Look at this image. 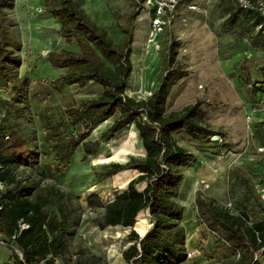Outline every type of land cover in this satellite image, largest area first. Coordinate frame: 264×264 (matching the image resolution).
Wrapping results in <instances>:
<instances>
[{
  "label": "rangeland",
  "instance_id": "rangeland-1",
  "mask_svg": "<svg viewBox=\"0 0 264 264\" xmlns=\"http://www.w3.org/2000/svg\"><path fill=\"white\" fill-rule=\"evenodd\" d=\"M72 1L117 45L122 30H131L126 94L147 99L171 63L186 72L170 86L165 113L200 99L213 134L195 140L180 129L172 133V140L192 154L181 169L173 197L184 247L181 260L173 264H238L239 256L223 234L201 231L195 199L211 201L248 225L264 219L259 204H264V92L258 90L262 76L254 68L264 64V0ZM52 7L48 0H11L3 9L4 38L16 65L11 67L12 83L0 82V130L5 138L15 135L28 143L37 156L30 165L0 164L6 170L0 176V195L14 186L28 200L37 194L48 198L46 208L57 211L59 203L70 209L62 235L67 264H132L122 252L134 241L131 232L139 239L151 228L148 209L140 210L130 227L104 226L103 216L105 205L139 173L125 169L105 178L101 174L112 163L143 158L144 149L133 124L103 140L116 113L91 130L88 139L99 141L95 155L85 156L78 148L66 162L55 160L44 120L72 126L66 107L97 97L102 88L90 81L56 87L64 69L51 66L47 53L78 49L62 37L61 24L48 11ZM156 18L160 24L154 27ZM172 45L175 55L170 60ZM241 59L253 68L244 73L236 69ZM106 66L113 72L110 64ZM23 76L28 84L15 102L11 87ZM72 128L78 131L83 126ZM135 185L141 190L145 179ZM90 195H95L93 202ZM4 244L0 242V247ZM13 252L19 255L16 249ZM256 258L264 264L263 255L257 253Z\"/></svg>",
  "mask_w": 264,
  "mask_h": 264
},
{
  "label": "trees",
  "instance_id": "trees-1",
  "mask_svg": "<svg viewBox=\"0 0 264 264\" xmlns=\"http://www.w3.org/2000/svg\"><path fill=\"white\" fill-rule=\"evenodd\" d=\"M48 1L53 4L48 11L61 24L62 37L72 40L78 49L47 53L51 66L64 69V74L55 81L56 87L90 81L102 88L97 97L72 102L65 109L70 124L83 126L82 130L76 131L63 122L44 120L45 136L55 160L66 162L78 148L85 156L95 155L99 141H90L88 136L94 127L116 113L118 116L101 135L103 140L133 124L145 155L127 163H112L101 174L105 178L125 169H134L139 173L128 181L125 190L105 205L103 225L130 227L135 223L137 213L147 208L153 224L142 238L138 239L135 232L129 234L134 241L123 250V259L132 264H173L180 261L184 253L183 234L175 221L179 208L173 197L182 176L181 169L191 161L192 154L172 140V133L180 129L195 140L207 139L213 134L204 121L202 101L199 99L179 111L165 113L170 86L186 76L183 69L172 63L147 99L138 100L126 94V81L131 73V30H122L124 35L117 45L72 0ZM10 2L0 0V82L6 84L12 83L11 67L16 65L4 38L3 9ZM174 55L175 47L172 45L170 60ZM106 63L113 67V72L109 71ZM250 68L253 66L245 59L236 64V69L242 73ZM254 68L262 76V87L258 90L264 92V64ZM27 84L24 76L18 86L13 82L11 99L18 101ZM5 137L0 130L1 165L13 162L30 165L35 162L37 153L31 150L28 143L18 141L15 135ZM3 172L6 170L0 168V176ZM142 179H145V185L139 190L135 183ZM10 183L11 180L5 182L6 185ZM94 196H89V202H93ZM49 204V199L41 194L31 200L26 199L14 186L6 188L0 195V235L7 240L15 236L14 242L21 252V257L16 256L12 263L0 264H54L53 257L63 254L62 235L66 232L70 209L56 203L57 211H54L46 208ZM195 204L203 233L210 230L223 234L224 240L236 250L238 264H260L256 254L264 256V219L248 225L241 217L230 215L200 196L196 197ZM259 204L264 216V204ZM20 224L26 226L20 228Z\"/></svg>",
  "mask_w": 264,
  "mask_h": 264
},
{
  "label": "crops",
  "instance_id": "crops-1",
  "mask_svg": "<svg viewBox=\"0 0 264 264\" xmlns=\"http://www.w3.org/2000/svg\"><path fill=\"white\" fill-rule=\"evenodd\" d=\"M116 226H118V225H116ZM1 237L2 236L0 235V238ZM14 249H16V247L13 245V243H5L4 246H1L0 247V262H11L12 263L16 257V255L13 252ZM53 261H54V264H67L63 260L62 255L53 257Z\"/></svg>",
  "mask_w": 264,
  "mask_h": 264
},
{
  "label": "built area",
  "instance_id": "built-area-1",
  "mask_svg": "<svg viewBox=\"0 0 264 264\" xmlns=\"http://www.w3.org/2000/svg\"><path fill=\"white\" fill-rule=\"evenodd\" d=\"M159 24H160V21L158 20V18H156V21H154V27L159 26ZM25 226H26L25 224H20V228H23ZM14 238H15V236H12L11 240H7V239L3 238L0 240V242H2V243H13V245L16 247V250L19 253V256L21 257V252L19 251L18 247L16 246V244L14 242Z\"/></svg>",
  "mask_w": 264,
  "mask_h": 264
},
{
  "label": "water",
  "instance_id": "water-1",
  "mask_svg": "<svg viewBox=\"0 0 264 264\" xmlns=\"http://www.w3.org/2000/svg\"><path fill=\"white\" fill-rule=\"evenodd\" d=\"M213 137L215 138V137H217V136L214 135Z\"/></svg>",
  "mask_w": 264,
  "mask_h": 264
}]
</instances>
